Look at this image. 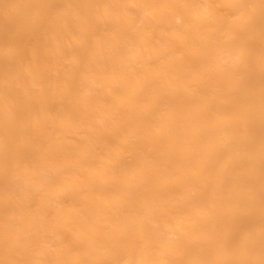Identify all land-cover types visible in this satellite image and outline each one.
<instances>
[{"label": "bare ground", "instance_id": "1", "mask_svg": "<svg viewBox=\"0 0 264 264\" xmlns=\"http://www.w3.org/2000/svg\"><path fill=\"white\" fill-rule=\"evenodd\" d=\"M0 264H264V0H0Z\"/></svg>", "mask_w": 264, "mask_h": 264}]
</instances>
